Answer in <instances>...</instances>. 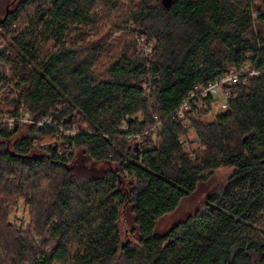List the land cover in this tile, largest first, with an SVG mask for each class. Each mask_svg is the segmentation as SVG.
<instances>
[{
  "label": "trees",
  "instance_id": "obj_1",
  "mask_svg": "<svg viewBox=\"0 0 264 264\" xmlns=\"http://www.w3.org/2000/svg\"><path fill=\"white\" fill-rule=\"evenodd\" d=\"M124 1L13 0L0 18V116L54 119L0 125V264H264V73L231 86L212 121L210 109L187 113L189 127L175 114L198 83L264 70V0ZM124 5V32L144 35L149 57L107 38L102 20ZM192 128L199 152L184 148ZM223 166L222 191L159 231Z\"/></svg>",
  "mask_w": 264,
  "mask_h": 264
},
{
  "label": "rangeland",
  "instance_id": "obj_2",
  "mask_svg": "<svg viewBox=\"0 0 264 264\" xmlns=\"http://www.w3.org/2000/svg\"><path fill=\"white\" fill-rule=\"evenodd\" d=\"M12 1L13 0H0V18L4 15L6 7ZM17 1L20 0H16V3ZM127 2L130 4V0H125L124 4ZM256 3H258V6H260V8H262V10L264 11V4L260 2ZM132 6L133 5H124L123 10L114 11L113 14H108L106 18L102 20V24L105 26L104 31L108 32L107 38L109 37L110 42H112L114 46H118V48H122L125 42L131 38H134L136 42H139V47H141L140 42L144 41V35L139 34L137 35V37H133V35L129 34L128 32H124L125 30L123 29V24H125V21L127 20L128 16L127 12L129 13V10ZM13 7H15V5ZM253 14L255 17L254 32L256 34H261L264 37V22L258 20L257 10L253 9ZM119 23H121L122 25L119 26ZM216 113L217 111L210 112L209 114L204 116L203 120L212 121L216 116ZM81 125L82 124H80V126ZM84 126L85 125H82L81 127L84 128ZM186 138L192 150H196V152H199V149L201 148L197 142L198 137L196 131L193 128L188 130V135ZM87 166L94 168V166L91 164H88ZM96 167L101 168V165H97ZM232 170L233 168L224 166L216 169L207 180L199 183L194 193H192L181 201L180 205L175 211L168 213L159 219V221L157 222L158 230L165 231L166 229L171 227L175 222L181 220L188 214L195 212V210H197L198 208H202L205 204L206 198L211 193L222 191L223 187L227 184L231 176ZM11 218L12 220H15L18 224L25 222L27 223L29 221V216L25 209L23 200L19 201L17 207L12 208ZM119 226L124 243L136 239L134 235L135 225L133 224V218L130 215H127V212H124L122 214Z\"/></svg>",
  "mask_w": 264,
  "mask_h": 264
},
{
  "label": "built area",
  "instance_id": "obj_3",
  "mask_svg": "<svg viewBox=\"0 0 264 264\" xmlns=\"http://www.w3.org/2000/svg\"><path fill=\"white\" fill-rule=\"evenodd\" d=\"M141 50L145 56L149 57L152 53V47L147 41L141 42ZM264 73V70H256L249 66H243L239 69H231L226 74L220 76L216 80L209 82L206 85L196 84L188 94V97L176 110L178 118L184 120V125L189 127L192 125V118L187 114L191 111L199 112L201 110L224 111L228 108V103L232 99L231 86L240 83H247L249 77L257 76ZM17 123L36 124L38 126H46L54 123L53 117H44L32 114L28 109L22 110L18 116L12 117L9 115L0 116V125H7L13 129ZM60 132L67 135H76L79 133L77 126H66L64 124L59 126ZM184 148L188 152H193L188 141H183ZM200 144V139L197 138ZM193 155V154H191Z\"/></svg>",
  "mask_w": 264,
  "mask_h": 264
},
{
  "label": "water",
  "instance_id": "obj_4",
  "mask_svg": "<svg viewBox=\"0 0 264 264\" xmlns=\"http://www.w3.org/2000/svg\"><path fill=\"white\" fill-rule=\"evenodd\" d=\"M172 2L173 0H162L163 5L166 7L170 6Z\"/></svg>",
  "mask_w": 264,
  "mask_h": 264
}]
</instances>
